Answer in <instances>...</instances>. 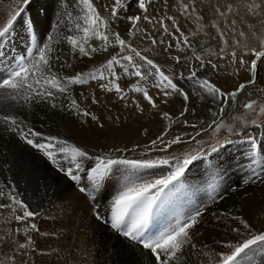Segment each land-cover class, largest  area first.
Here are the masks:
<instances>
[{"label": "rangeland", "instance_id": "rangeland-1", "mask_svg": "<svg viewBox=\"0 0 264 264\" xmlns=\"http://www.w3.org/2000/svg\"><path fill=\"white\" fill-rule=\"evenodd\" d=\"M23 2L24 0H19L20 4H23ZM92 2L93 7L104 21L103 25L95 29L90 23L85 21L89 28L88 33L85 34L86 50L89 53L88 56L94 58L97 62H94V68H90V79L87 80L81 94H73L72 100L75 99L81 107H84V110H87L91 115H95L98 119L92 120L90 115L88 117L83 116L84 120H79L75 114V120L70 125L72 129L66 130L68 134H71L72 141L83 147L89 153V157L82 161L84 170L88 171L91 166H95L97 163L96 157H102L105 158V160L108 158L122 157H127V159L157 160L167 157L172 164H175L176 161L173 158H179L182 161L184 157L189 154H195L197 151L206 153V155L212 152L208 157H203L205 155H202L200 158L193 161L185 170V174L180 178L179 182L174 185V187L170 186L168 190L160 194L161 199L157 202L154 215L149 220L148 226L145 229V234L155 235L159 232L167 231L171 227H175L179 223L188 220L190 217L196 218V224L189 230L191 245L198 244L195 246L201 249H208L213 246L221 230L239 229V232L232 230L231 235L232 237L235 236L229 243H226L233 245L242 243L244 239L250 238L251 235L264 233V218H259L255 212H250V216L248 217L241 216V219L249 225V228H244L242 224H237V216L235 217L231 214L232 210H225V205L227 203H235L236 205L240 201L238 203L239 207V204L243 202V198L245 197L240 196V193H242L240 192L241 189L252 186V191H256L264 187V113H260L259 111L260 107H264V57L257 58L254 55V52H264V0H151V3H148V0H146V4H148V12L146 14L142 13L139 9L136 0H120V4L115 5L118 10V15H112L113 0H92ZM255 5H259V8H256ZM121 8L123 9L122 11H120ZM86 10L87 6L84 5V17L87 15ZM49 11L50 8L47 9L48 13H50ZM133 14L141 15V21L138 23L137 27L130 30L131 22L127 17ZM144 15H147L149 19L144 20ZM165 27L167 31L163 30ZM177 29L179 31H177ZM94 31L103 32L108 36L107 51L104 50L105 42L94 35ZM116 33L120 34L121 39H125L126 44L129 45L130 48H135L141 55L146 56L148 59H152L155 64H158L161 70L165 71V74L169 75L170 78L173 79V82L177 84L179 91L168 89L164 85L159 88L156 87L155 85L159 83V78L148 74L154 72V69L149 68L144 61H141L139 57L131 53L128 48L121 49L115 39ZM241 33H243V35H241ZM185 37L189 41L187 45L182 43ZM151 39H156L157 43L152 44ZM161 41L163 43H161ZM93 48L96 49L95 52L91 51ZM233 52H235V56L232 55ZM121 55H133V62L141 65V71L146 73L145 78L141 79L136 77L133 73L132 65L127 61H121V65L129 69L127 73L123 71L121 65H115L113 69H106L104 67L107 60L111 59L113 56L120 58ZM176 57L180 59L179 64L176 62ZM241 60H243L244 63H241ZM253 60L256 61L257 67L255 70H250V65ZM113 71H115L118 76V79L114 81L111 76ZM192 71L197 73V79L195 80L190 78V73ZM127 74L132 77L130 80ZM101 75H103V79H101ZM197 80H207L226 92L235 91L240 84H246L249 80L254 81V83L249 84L243 92H239L235 98L225 103L223 105L224 111L220 112V101L213 100L205 90L200 88ZM237 82L238 84H236ZM117 84L122 89L121 92L115 91V86ZM103 85H106V87ZM136 89H139V91ZM6 90L8 89H2V91ZM30 92L31 91H28L27 93ZM145 92L153 98L156 107H152L148 100L145 99ZM3 93L4 92L0 94ZM15 93L14 90H8L4 96H0V98H6V100H0V115L7 114L15 117L18 108L20 109L22 104L19 100L22 97L21 95H19V98L17 97L16 100L11 99ZM182 93L188 94L189 99L187 101H184ZM81 100H84L83 105ZM252 100L256 101L254 108L245 109L243 105ZM214 102L216 104H214ZM210 106L212 109L209 108ZM185 107L188 109V112L184 117H179L180 112L183 111ZM169 109L172 110L170 111ZM200 111L203 114H201ZM211 111H213L212 113H219V115L215 116L216 118L213 117L212 114L211 118H215L222 124V127L214 131L215 125H213L212 127H208L207 130H204L205 126L212 124L213 119H211L210 122L198 128H193L192 130L184 129L187 127L183 123L184 119L191 122L192 117L193 122L194 120L201 122L204 118L209 116L208 114ZM165 112L170 113V120L163 116ZM125 117H128V121ZM177 117H179V119H177ZM119 119L121 121H127L128 123H125V125H127L118 128L112 126L113 124L111 123H114V120L119 121ZM253 120L256 121L255 124L252 123ZM162 121L166 122L168 125V128L165 129L168 130L167 136L164 137L165 141L172 139L175 132L176 134H180V131L184 130L182 133H188L187 136L183 137L184 142L173 145L171 148L167 149V151H160L159 149L163 145L159 143L157 146L153 147L151 145V140L160 136L161 133L165 131L159 130L163 125ZM100 125H102V127ZM171 125H173V127ZM3 127V122H0V130ZM229 128L232 129L231 132H229ZM61 130L62 131L44 128V133L47 135L57 134L56 136L58 138L66 139V137L63 136L64 129ZM197 131L200 132V135L196 136L195 140L190 139V137L195 136ZM95 134L97 136H95ZM108 136L110 139L112 138V140H110ZM170 136L172 138H170ZM86 137L87 139L85 140L84 138ZM94 137L95 139H93ZM126 137L130 140L127 141ZM253 138L255 139L254 145L252 143ZM108 139L112 142L110 143ZM18 141L19 152L10 160L11 163L14 162V167H4L9 172L3 177V180L5 184H14L13 186L16 187L15 193L18 199L21 200L23 197L25 203H27L26 199H28L30 202H28L29 209L39 214L41 213V217L38 214L34 217L36 218L35 220L34 218H29L26 221H16L15 215L21 214L19 210L14 214L8 208L0 209V264H34L33 257L35 255H43L38 259L37 264H51L54 254L49 247L51 241L57 236L61 240L63 246L66 244L69 246L71 245L68 249L69 251L65 250V257L60 258L59 256L55 259L56 262L61 259L57 264H79V262H82L84 259V251H82L84 249L83 241H85L86 238L88 239L85 233L79 231V229H85L80 225L83 217H85L87 224L93 225L92 229L107 228L112 234L116 233L114 236L119 239L124 238L120 234L118 236L117 231L112 229L110 224L96 220L95 211L98 210L103 215L105 214V220L111 218V201H113L114 196H111L103 202L98 200L99 196H107L105 193H107L108 189L120 182H129V170L134 172L136 169H128L124 165H116L112 169V171L116 170V173H112L111 171L107 178L98 186L88 188L85 192H81L79 191L80 187L93 184V182L84 179L83 174H81L82 179L80 181L73 182L59 170V164L61 163L64 164V167L70 166L69 160L67 159L70 153L65 154L63 160L58 159L57 163L53 164L43 156L41 151L33 149L22 139L18 138ZM107 141L109 142L108 144L105 143ZM228 141H230V143ZM9 144L10 142L7 141V145ZM99 144L105 146L99 148ZM213 145L217 147V152L211 150V146ZM116 149H122L123 152H118ZM91 153H95V155ZM37 155H41L42 159L38 160L39 156ZM25 156L28 159V163L37 160L39 163L38 167H42L41 171L39 170L40 173H34V175L39 174L37 179L31 178L33 177V170L31 168L27 169L29 175L24 176L26 170L24 165L28 164L22 163L23 160H25ZM121 168H125V170L128 169V174ZM159 168L161 170H158ZM137 170L157 172L159 176L153 178V180H155L167 175L170 171L174 170V168L159 166L156 168ZM234 178H239L243 187L240 186V182L234 181ZM133 179L135 183L140 182L137 180L136 176ZM200 179L201 181H199ZM36 181L39 182L40 190H38V192L35 188ZM69 181L72 185H75L72 186V188H74L76 194L78 195V192H80L88 201L82 202L85 206H81L80 204V209L75 212L74 216H71L72 210L69 200H67V203L65 202V205L63 204L59 210L52 206L54 211L53 215H55L54 218L56 219H53V215L52 218L51 215H49V218L44 212L46 211L47 213V210H45L46 207L54 203L52 200L61 197L60 195L64 192L66 187L65 182L69 183ZM204 187L212 194L214 188L219 189L223 196L221 195L219 198L217 197L215 200L213 199L209 202H206L209 200L207 196L197 199L198 192L203 189L207 190ZM29 188L32 191H36H31L30 193V190H28ZM187 188H191L194 194V199L191 202L193 204V211L187 210V212H184L181 210L183 213L179 215L176 212V208L173 210L165 206L166 202L163 201L165 199L164 193L169 195H177L179 192L186 194ZM3 191L5 192V196L3 199H0V203H8L7 189L5 188ZM35 192L38 194L37 199L33 197ZM54 194L56 195L55 198ZM235 199L236 202L234 201ZM196 208L198 209L196 210ZM197 212H199L198 216ZM227 213H230V215ZM229 219L230 223H233L231 226L230 224L228 225ZM74 221L76 222L74 223ZM77 222H79V225ZM31 223L36 224V230H31L30 227H28ZM225 225L228 227H225ZM16 229H20L19 233L15 231ZM26 229L27 235H25ZM74 229L77 233H75ZM194 229H200L201 231L210 230L213 234H208L209 239L204 237L199 238L197 235L192 234V230ZM62 231L67 234L65 233V235ZM40 237H46L44 243ZM67 237L70 239L67 240ZM37 238L39 240H37ZM195 238L198 242H196ZM209 240H211L212 245L209 244ZM132 242L134 241L129 240L128 245L131 246ZM20 244H28V247L20 249ZM138 245L142 247V245ZM257 245L255 246L259 249H257L259 254L258 257L261 259L263 255L259 251L262 247L264 248V243L259 242ZM40 248H44L43 252ZM36 251L38 253H36ZM223 251L224 250H222L221 253H223ZM46 252L48 253L46 254ZM203 253L204 251H202V254ZM250 253L251 250L249 249L246 250V253L242 254L243 260H240V262L242 261L241 264H247L245 260ZM31 254L32 256H30ZM66 254H68L67 257ZM148 254L151 259L154 258L150 250H148ZM218 254H220V252L215 255L217 258H219ZM45 255L48 258H45ZM258 257L255 255V258L258 259ZM72 258L74 260H72ZM41 259L43 261L45 260V263L42 262ZM48 261H50V263ZM139 262L141 261L139 260Z\"/></svg>", "mask_w": 264, "mask_h": 264}, {"label": "bare ground", "instance_id": "bare-ground-1", "mask_svg": "<svg viewBox=\"0 0 264 264\" xmlns=\"http://www.w3.org/2000/svg\"><path fill=\"white\" fill-rule=\"evenodd\" d=\"M48 8H50V11H49L50 13L47 12ZM20 9H24V11L18 16L17 20L14 21L13 28L10 29V33L6 34V38L3 40L2 43H0V63L7 65V67L9 68L7 70L8 74H9L13 69H15L16 64H17V62H18L20 57H26V62H28V61L32 60L33 57H38L39 53H38L37 49L39 47H42L43 45H47L48 48H50L52 50L48 54V58L50 59V63H51V68L50 69H46L45 71L46 72H51L52 74H55L57 76V78L60 79L62 85L67 89V92L64 93V94L56 93L54 99L47 98V97H44V98L36 97L34 100H32L30 102H25L21 98L19 100L22 102V104L20 106V109L18 108L17 114L15 115V117H17L19 121H23L24 122L23 125H22L23 127L32 128L35 131H39V132L43 133L45 136H48V135L44 133V128H49L51 130H59V131H62L61 129H64L63 130V136L66 137V140L69 142V144L81 147L80 145H78L77 143L72 141L71 134L70 133L68 134L66 130L67 129H69V130L72 129L70 127V125L75 120V114L77 115L79 120L83 119V115H81V112L84 110V107L80 106L79 109H73V108L69 107V104H70V101L73 98V94H75V95L76 94H79V95L81 94V91L83 90L84 85L86 84L87 80L90 79L89 73H91V72H89V70H90V68H94L93 67V66H95L94 62H97V60L95 61L94 58H92V57L90 58L88 55L86 56L83 53L79 52V47L80 46H83L85 48V50H86V40H85L86 35H85V33L82 30H80L83 27L87 26L86 22H85V17L83 16L84 5L79 3V0H75V2H74V0H31L30 4H25L24 2H23V4H20L19 0H0V28H3L7 24L8 19H10L13 15H15ZM77 25L80 26V29L77 28ZM69 36L74 37L78 41V46H76V47L72 46V44L68 40ZM113 51H114V49H113ZM55 57H59V59H55ZM101 57H102V55H101ZM100 60H102V59H100ZM29 66L31 68V65H29ZM8 74H7V76H8ZM43 74H44L43 72H37V78L40 79L43 76ZM76 74L80 75L81 80L83 81L82 83H71V82H69L67 80H64L65 77L71 78V77H73ZM127 77H128L129 80H130V78H132L129 74H127ZM41 83H43L42 80H41ZM236 84H238V82ZM8 90H6V91H8ZM6 91H2V89H0V93L4 92L3 94H0V96H4ZM53 91H55V90H53ZM23 93H24V91L21 90L20 95L23 96L25 94V93L24 94ZM14 95H17V93H15ZM27 95H32V92L27 93ZM17 97L19 98V95H17ZM0 100H6V98L2 97V98H0ZM83 101L81 100L82 105H83ZM53 104H55L56 106L53 107L52 106ZM214 104H216V103L214 102ZM209 108L212 109L211 106ZM205 109H206V107H205ZM212 112L213 111H211L208 114L209 116L207 118H204L202 120L203 124H201L200 122H197L196 120H194V122H193V118L192 117H191V122H193V124H197L199 126H203V125L207 124L208 122H210L211 119H213V118H211L212 114H213ZM201 114H203V113L201 112ZM127 118H126V120L128 121ZM127 121H121L119 119V121L118 120H116V121L114 120L113 121L114 123H111V124H113L112 126L118 128V127L124 126L125 123H128ZM141 121H143V120H141ZM144 122H147V121H144ZM162 122H163V125L159 129L160 131L161 130H165V129L168 128L167 123L164 122V121H162ZM80 123H82V122H80ZM157 123H156V125H157ZM154 124H155V122H154ZM171 126L173 127V125H171ZM184 129L192 130L193 128L192 127H185ZM117 130H119V129H117ZM152 130H153V128H152ZM118 132H116V133H118ZM180 132L182 133V132H184V130H181ZM46 133H48V132H46ZM131 133H130V135H131ZM141 133H140V135H141ZM175 134H176V132H175ZM56 135H54V136H56ZM95 136H97V135L95 134ZM18 138L19 137L17 136V134L7 130L5 125L0 130V182H3V183L5 182L3 180V177L9 172L4 167H6V166L7 167L10 166L11 168L14 167V162L11 163L10 160L12 159V157H14L19 152V141H18ZM113 138H114V135H113ZM170 138H172V137L170 136ZM59 139H61V138H59ZM84 139L86 140L87 137L84 138ZM93 139H95V137ZM109 139H110V137H109ZM109 139H108V141H109ZM110 140H112V138ZM128 140H130V139L127 138V141ZM7 141L10 142L9 145H7ZM91 141H93V140H91ZM108 141L105 142V143L108 144L110 142V141L109 142ZM113 141H116V140H113ZM84 144H85V142H84ZM104 146L105 145H103V144H99V148L100 147H104ZM116 148H118V147H116ZM31 150H32V148H31ZM20 152H22V151H20ZM31 152H34V151H31ZM22 154H24V153H22ZM91 154L95 155V153H91ZM210 154H212V152L207 154V155H205V156H203V157H208ZM97 155H98V153H97ZM37 156H39V155H37ZM122 158H127V157H122ZM41 159H42V157L40 155L38 160H41ZM22 163L23 164L28 163V159H27L26 156H25V160H23ZM22 163H20V164H22ZM24 166H25V169H26L24 176H28L29 175V171L27 169L31 168L33 170V173H32L33 177H31V178L37 179V177H39L38 176L39 174L38 175H34V173H38V172L40 173V171L42 169V167H38L39 163L37 162V160H34L32 163L30 162V163H28V164H26ZM20 167H21V165H20ZM31 169H30V171H31ZM121 169L123 171H126V173L128 174V169H126V170H125V168H121ZM34 170H35V172H34ZM158 170H161V169L159 168ZM23 171H24V168H23ZM112 173H116V170H113ZM164 174H166V173H164ZM15 175H16V173H15ZM135 176L137 177V180L140 181L139 183H143L145 180H153V178L159 176V174L157 172H155V171H143V170H137L136 169V170H134V172H132L131 170H129V182H132L134 180L133 178ZM21 178H22V176H21ZM199 181H201V179ZM234 181L240 182V179L239 178H237V179L234 178ZM127 182L128 181L120 182L117 185L113 186L112 188H109L107 193H105L107 196L104 197V195H101V196H99L98 200L99 201L101 200L100 202H103V201L109 199L111 196H115L117 194V192L120 190V188L123 186V184L127 183ZM133 182H135V181H133ZM221 183H223V182H221ZM65 184H66V187L64 186L65 187L64 192L62 194L57 192V193L61 194L60 195L61 197L55 198L56 195L54 194L55 200L51 199L54 203L53 204H49L46 207L45 210H47V213H46V211L43 210L45 212V214H47L48 217H49V215H51V218H52V215L54 213L52 206L55 209L59 210L60 207L63 204L65 205V202L67 200H69L70 201V205H71V210H72L71 216H74L75 212H77L80 209V204H81V206H85V205L82 204V202H87L88 201V199L85 196H82L80 194V192L77 191L78 195L80 197L76 194V192L74 191V188H72V186H75V185H72V183L70 181H69V183L65 182ZM194 184H196V183H194ZM40 185H41V183H40ZM181 186H183V185H181ZM240 186L243 187L242 183L240 184ZM251 187L252 186H249L247 188L241 189L240 192H242V193H240L241 194L240 196H243L245 198H243L244 200H243V202H241L239 204V207H238V203L240 201L239 202L237 201L238 202L236 204L237 206L235 205V203H227L226 205L224 204L225 208H226V209L225 208L224 209L226 211H231L232 210L231 214L233 216H235V217L237 216V220H236L237 224H241L240 223V221L242 220L241 216H247L248 217V216H250V214H249L250 212H255L258 215L259 218L260 217L264 218V187L259 189V190L255 189L256 191H252ZM35 188H36L37 192H38V190H40L38 181L35 182ZM195 188H197V187H195ZM204 188H206V187H204ZM15 189H16V187H15ZM28 190H30L29 192L31 193L32 190L30 188ZM28 190H27V192H28ZM36 190H33V191H36ZM75 190H77V189H75ZM166 190H168V189H165V191ZM18 192H20V191H18ZM37 192H35V195L33 194V197H35V199H37V196H38V194H36ZM50 194H53V193H50ZM221 195L222 194H221L219 189L214 188L213 194L208 189L207 190L203 189L200 192H198L197 199H199V198H201L203 196H207L209 198V200L206 201V202H209V201H211L213 199L215 200V198H217V197L219 198V196H221ZM164 196H165V199L163 201L166 202L165 206L166 207H170L173 210L176 208L177 209L176 212L179 215L183 213L181 210H183L184 212H187V210L193 211V206H192L193 204L191 202L194 199V194H193V191H192L191 188H187L186 194L179 192V193H177V195H175V194H170L169 195L167 193H164ZM21 197H22V195H21ZM232 198H234V197H232ZM240 199H242V198H240ZM21 200L23 201V197L21 198ZM42 201H43V199H42ZM69 201H68V203H69ZM234 201L236 202V199ZM26 202L28 204V202H29L28 199H26ZM111 202H113V201H111ZM202 208H203V206H202ZM93 209H92V211H93ZM197 209L198 208H196V210ZM86 210H88V209H86ZM86 210H84V211H86ZM61 211H62V209H61ZM91 213H93V212H91ZM39 215L41 217V213ZM228 215H230V213ZM54 216L55 215H53V219H56V218H54ZM48 217H47V219H48ZM229 218H231V217H229ZM35 219L36 218H34V220ZM72 221H73V219H72ZM81 221L82 222H81L80 225H82L83 226L82 228H85V229H79V231H82L83 233H85L88 236V239L86 238L85 241H83L84 249L82 251H84V254H83L84 255V259H83L82 262H79V264H155L154 258L151 259L149 257L150 255L148 254V250L144 249L141 246H139L138 243L132 242V245L129 246L128 245L129 239H127L125 237L123 239H121V238L119 239L118 237L114 236V235H116V233L112 234L109 230H107V228L103 229L101 227L102 229H92L93 225L87 224L86 221H85V217H83ZM75 222L76 221H74V223ZM59 223H62V222H59ZM77 223L79 225V222H77ZM229 224H230V226L233 225V223H230V219L228 220V225ZM255 224H256V222H255ZM37 225H39V224H37ZM234 225H235V223H234ZM46 226H48V225H46ZM226 226L227 225H225V227ZM242 226H243V224H242ZM47 229H50V228H47ZM52 229H53V227H52ZM75 229H74V231H75ZM232 230L233 229L221 230L219 232V235L217 234L218 237H217V241L215 242V244L213 243L214 245L208 248L210 251L208 249H201V248L196 247V246L192 247L190 245L189 246L185 245L184 249H183L184 255L181 256V255L178 254L177 258H175V260H174V264H217V263H219V258H217L215 255H217L218 252L221 253L222 250H224L223 253H227V252L231 251V249L226 248L225 245H226V243H229L233 239V237L235 236L234 235L232 237V235H231ZM208 231H201L200 229H196V230L194 229V230H192V234L197 235L199 238H203L204 237L206 239H209L208 238V236H209L208 234L211 235V234H213V232L210 231V230H208ZM215 231H216V229H215ZM63 233L65 234L66 232H63ZM75 233H77V232L75 231ZM60 234H61V232H60ZM109 236H110V239H109ZM118 236H119V234H118ZM57 237L51 241L50 247H49L51 249V251L53 252V254H54L52 256L51 264H57L58 262H60V260H61L60 258L61 257H65V250H68L69 247L71 246V245L69 246L67 244L65 246H63L62 243H61V240L59 239V237L58 238ZM68 237H69V235H68ZM68 237H67V240L70 239ZM40 238L43 240V243H44V241L46 240V237H40ZM71 239H72V237H71ZM78 239H80V238H78ZM37 240H39V239L37 238ZM195 240H196V242H198L196 238H195ZM209 241H210L209 244L212 245L211 240H209ZM69 242H71V241H69ZM42 245H44V244H42ZM42 245H39V246L43 247ZM195 245H198V244H195ZM43 249H41L42 252H43ZM257 249L258 248H256V246L250 248L251 253L248 256V258L245 260L247 262V264H264V248L262 247L260 249V251H259L263 255V258H261V259H259V257H258L259 254L257 252ZM202 251H204L203 254H202ZM30 253H31V251H30ZM36 253H38V252L36 251ZM47 253L48 252H46V254ZM39 254H41V253H39ZM68 254H70V253H68ZM68 254H66V257H67ZM255 255L258 257V259L255 258ZM30 256H32V254ZM42 256L35 255L33 257L34 264H37L38 259H40ZM50 256H51V254H50ZM59 256H60V258H59L60 260L58 262H56L55 259H57ZM45 258H48V257L45 255ZM68 258H70V257H68ZM72 260H74V259L72 258ZM139 260L141 262H139ZM41 261L44 262L45 260L43 261L41 259ZM48 262L50 263V261H48ZM241 262L239 261L240 264H241Z\"/></svg>", "mask_w": 264, "mask_h": 264}, {"label": "snow or ice", "instance_id": "snow-or-ice-1", "mask_svg": "<svg viewBox=\"0 0 264 264\" xmlns=\"http://www.w3.org/2000/svg\"><path fill=\"white\" fill-rule=\"evenodd\" d=\"M24 3L30 4L31 0H24ZM79 3L87 5V15L85 16V21L90 23L94 29L104 24L100 14L93 7L92 0H79ZM136 3L142 13L146 14L148 12V4H146V0H136ZM148 3H151V0H148ZM119 4L120 0H113L112 15H118V10L115 5ZM255 7L259 8V5H255ZM122 10L123 9L121 8L120 11ZM23 11L24 9H20L15 15L8 19L7 24L3 28H0V43H2L6 38V34L10 33V29L13 28L14 21L17 20L18 16ZM127 19L131 22V30L137 27L138 23L141 21V15L133 14L128 16ZM143 19L148 20L149 17L144 15ZM77 28L80 29V26L77 25ZM80 30L87 34L89 28L85 26ZM163 30L167 31V28L165 27ZM177 31L179 30L177 29ZM94 35L105 42L104 50L107 51L108 36L100 31H94ZM241 35H243V33H241ZM115 39L121 49L128 48L131 53H133L136 57H139L141 61H144L149 68L154 69V72L148 74L159 78V83L155 85L156 87L159 88L164 85L168 89H175L179 91L177 84L173 82V79H171L169 75H166L165 71L161 70V67L158 64H155L152 59H148L146 56L141 55V53L135 48H130V46L126 44L125 39L120 38L119 33L115 34ZM68 40L73 47L78 46V41L74 37L69 36ZM151 43L156 44L157 40L151 39ZM161 43L163 42L161 41ZM182 43L187 45L189 44V41L185 37L182 40ZM37 51L39 53L38 57H33V59L28 62H26V57L19 58L15 69H13L6 78L0 79V89L14 90L17 95H20L21 90H23L25 94L21 98L25 102H30L36 97L54 99L56 93L64 94L67 92V89L62 85L60 79H58L55 74L45 71L46 69L51 68L48 54L52 50L48 48L47 45H43L42 47H39ZM91 51L95 52L96 49L93 48ZM79 52L86 56L89 54L83 46L79 47ZM232 55L235 56V52H233ZM254 55L257 58L264 57V52H254ZM55 59H59V57H55ZM122 60L127 61L132 65L133 73L136 77L141 79L145 78L146 73L141 71V65L133 62V55H121L120 58L113 56L107 61L104 67L106 69H113L115 65H121ZM176 62L177 64L180 63L179 57H176ZM241 63H244V61L241 60ZM29 65H31V68ZM121 66L123 71L127 73L129 69L126 66ZM256 67V61L253 60L250 65V70H255ZM37 72L44 73L40 79L37 78ZM111 76L113 81L118 79L115 71L111 73ZM103 78V75H101V79ZM190 78L194 80L197 79V73L192 71L190 73ZM41 80L43 83H41ZM64 80L71 83L83 82L79 74H76L71 78L65 77ZM197 83L200 85L201 89L205 90V92L212 97L213 100L220 101V112H223V105L228 103L232 98H235L239 92H243L248 85L253 84L254 81L249 80L246 84L242 83L235 91L231 92L222 91L220 87H217L214 83H210L207 80H197ZM103 86L106 87V85ZM136 90L139 91V89ZM28 91H31L32 95H27ZM115 91H122L118 84L115 86ZM17 95H13L11 99L16 100ZM182 95L184 96L185 101L189 99L187 93H182ZM144 97L148 100L152 107H156L155 101L147 92L144 93ZM255 105L256 101L252 100L245 103L243 107L245 109H253ZM52 106L55 107L56 105L53 104ZM69 107L79 109L80 105L75 99H73L70 101ZM259 111L260 113H264V107H260ZM187 112L188 109L185 107L183 111L180 112L179 117H184ZM81 115L88 117L91 114L87 110H84L81 112ZM217 115H219V113H213V117ZM163 116L171 119L169 113L167 112L163 113ZM179 117H177V119H179ZM91 119L97 120L98 118L95 115H91ZM0 122H3L7 130L17 134L19 139L24 140L27 145H30L33 149L41 151L43 156H45L53 164H56L58 159L63 160L65 158V154L70 153V155L67 156L70 166L64 167V164L61 163L59 164V170L73 182L80 181L82 179L81 174H83L84 179L93 182V184L80 187L79 191L81 192H85L88 188L98 186L105 178H107L108 174L116 165H124L128 169H150L159 166L174 168V170L159 179L145 180L143 183H124L113 198L111 205V218L105 220L104 215L100 211L96 210L95 219L110 224V227L116 230L118 234L130 241H134L142 245L144 249L150 250L154 256L155 264H174V260L177 258L178 254L181 256L184 255V246L191 245L189 230L196 224L195 217H190L188 220L179 223L175 227H171L169 230L159 232L155 235H146L145 229L148 226L149 220L154 215V209L157 206V202L161 199L160 194L163 193L165 189H169L170 186L176 185L180 178L184 176L185 170L188 166L191 165L193 161L200 158V156L206 155V153L197 151L195 154L187 155L182 161L179 158H173L176 161L175 164H172L170 159L167 157L157 160L127 158H108L105 160V158L96 157L97 163L95 166H91L88 171H85L82 161L89 157V153L82 147L70 145L66 139H59L54 135L45 136L43 133L35 131L32 128L23 127L22 125L24 122L19 121L17 117L12 115H0ZM183 123L187 127H199V125L190 123L187 119H184ZM200 123L203 124V121ZM252 123L255 124L256 121L253 120ZM213 125H215V128L213 129L214 131L222 127V124L214 118L212 120V124L205 126L204 130H207L208 127H212ZM100 126L102 127V125ZM231 131L232 129L229 128V132ZM167 134L168 130L163 131L160 136L151 140V145L155 147L159 143L163 145L159 150L167 151V149L171 148L173 145L183 143V137L188 135V133L174 134L172 139L165 141L164 137L167 136ZM199 135L200 132L197 131L195 136L190 137V139L195 140L196 136ZM228 142L230 143V141ZM252 143L253 145L255 144L254 138L252 139ZM211 150L213 152L218 151L215 145L211 146ZM116 151L123 152L122 149H116ZM5 188L7 189V198L9 202L0 203V209L8 208L14 214L19 210L21 214L15 215L16 221H26L39 214L34 210H30L27 203L18 199V196L15 193V187L11 184L0 182V199H3L5 196V192L3 191ZM198 215L199 212H197V216ZM240 223L243 224L244 228H249V225L245 221L241 220ZM28 227H30L31 230H36L37 228L35 223H31ZM15 231L19 233L20 229H16ZM233 231L239 232V229H233ZM25 235H27V229L25 230ZM258 242L264 243V233L251 235L250 238L244 239L243 242L238 245L226 244L225 247L231 249V251L218 254L219 264H239L242 254L246 253V250H249L252 246L257 245ZM191 246L195 247V245ZM27 247L28 244L19 245L20 249H25Z\"/></svg>", "mask_w": 264, "mask_h": 264}]
</instances>
